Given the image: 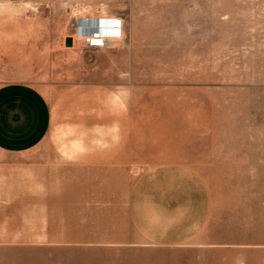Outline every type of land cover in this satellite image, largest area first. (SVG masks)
I'll use <instances>...</instances> for the list:
<instances>
[{
    "label": "rangeland",
    "instance_id": "1",
    "mask_svg": "<svg viewBox=\"0 0 264 264\" xmlns=\"http://www.w3.org/2000/svg\"><path fill=\"white\" fill-rule=\"evenodd\" d=\"M83 16L119 42L84 47ZM13 81L50 114L0 152V264H264L188 247L264 239V0L0 3Z\"/></svg>",
    "mask_w": 264,
    "mask_h": 264
},
{
    "label": "crops",
    "instance_id": "2",
    "mask_svg": "<svg viewBox=\"0 0 264 264\" xmlns=\"http://www.w3.org/2000/svg\"><path fill=\"white\" fill-rule=\"evenodd\" d=\"M25 0H0V3H18ZM49 106L40 91L34 86L19 82H7L0 85V152L20 153L27 151L43 139L49 127ZM208 251L236 252L239 248H247L252 252H264V239L252 243L241 241H216L207 237L188 245ZM201 248V249H200ZM203 251V252H204Z\"/></svg>",
    "mask_w": 264,
    "mask_h": 264
},
{
    "label": "built area",
    "instance_id": "3",
    "mask_svg": "<svg viewBox=\"0 0 264 264\" xmlns=\"http://www.w3.org/2000/svg\"><path fill=\"white\" fill-rule=\"evenodd\" d=\"M79 22L82 25L83 34L80 36L75 33L76 37L81 40L80 42L84 47L91 49L106 48L108 46L106 41L108 35L111 33L116 36L119 35V29L121 28V20L119 18L83 16L79 18ZM79 22L77 27L80 29ZM112 24H114V27ZM115 25H117V29H115ZM77 27L75 29L76 32ZM71 39L72 41L74 40L73 37Z\"/></svg>",
    "mask_w": 264,
    "mask_h": 264
},
{
    "label": "bare ground",
    "instance_id": "4",
    "mask_svg": "<svg viewBox=\"0 0 264 264\" xmlns=\"http://www.w3.org/2000/svg\"><path fill=\"white\" fill-rule=\"evenodd\" d=\"M112 26L114 27V24H112ZM79 27H80V29L77 27V32L76 33H77V35H80L81 36L83 34V32H82V28H81L82 25H81L80 22H79ZM115 29H117V25H115ZM119 39H120V29H119V35L116 36L115 34H112L111 33L106 38V41H107V44H109V43L119 42ZM72 45H74V43Z\"/></svg>",
    "mask_w": 264,
    "mask_h": 264
},
{
    "label": "water",
    "instance_id": "5",
    "mask_svg": "<svg viewBox=\"0 0 264 264\" xmlns=\"http://www.w3.org/2000/svg\"><path fill=\"white\" fill-rule=\"evenodd\" d=\"M64 44H65V46H71V44H72V39H71L70 36L65 38V40H64Z\"/></svg>",
    "mask_w": 264,
    "mask_h": 264
}]
</instances>
